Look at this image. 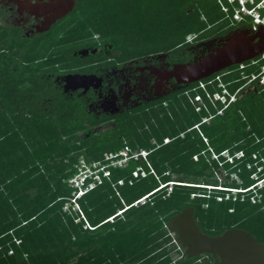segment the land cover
Listing matches in <instances>:
<instances>
[{"label": "trees", "instance_id": "obj_1", "mask_svg": "<svg viewBox=\"0 0 264 264\" xmlns=\"http://www.w3.org/2000/svg\"><path fill=\"white\" fill-rule=\"evenodd\" d=\"M259 1L246 0L249 12L240 0H76L49 29L30 35L0 19V264H213L208 253L176 256L182 249L168 222L188 205L206 233L240 227L264 242V89L252 86L257 80L223 113L202 88L210 110L196 109L195 81L102 117L55 80L159 52L190 61L194 42L256 25L252 11L264 16ZM99 47L111 52L92 51ZM255 59L202 80L211 92L222 90L219 81L233 92L260 71L264 57ZM126 145L148 153L108 164L76 208L67 177L81 158L109 162L108 153Z\"/></svg>", "mask_w": 264, "mask_h": 264}, {"label": "water", "instance_id": "obj_2", "mask_svg": "<svg viewBox=\"0 0 264 264\" xmlns=\"http://www.w3.org/2000/svg\"><path fill=\"white\" fill-rule=\"evenodd\" d=\"M23 2L31 3L29 9ZM18 3L31 14L44 18L32 30L40 32L49 29L54 22L70 12L76 0H20ZM217 40L219 44L214 49L196 60L175 63L171 69L163 71V76L174 77L184 85L206 78L232 64L258 57L264 52V24L261 23L257 29H237L218 39L213 37L209 43L213 44ZM81 51L87 52L89 49ZM164 53L156 55L163 56ZM65 76L80 78L83 75L69 72ZM168 224L177 230L186 256L208 253L213 257V264H264V242L259 241L251 231L230 227L220 234L206 233L198 224L192 205L176 212Z\"/></svg>", "mask_w": 264, "mask_h": 264}, {"label": "flooded vegetation", "instance_id": "obj_3", "mask_svg": "<svg viewBox=\"0 0 264 264\" xmlns=\"http://www.w3.org/2000/svg\"><path fill=\"white\" fill-rule=\"evenodd\" d=\"M19 1L0 0V7L5 11L0 16L1 22L22 26L26 35L39 32L32 30L35 29L36 25L42 23L44 18L31 14L28 9L20 6ZM243 28H253V26L246 25L237 29ZM225 35L227 34H222L218 37L220 38ZM202 41L199 40L194 43H200ZM218 44V40L213 42V44H209L210 47L207 49V52L214 49ZM103 50L111 52L108 48L104 49L102 47L94 48L92 51L103 52ZM151 56V54H148L141 58H135L122 65H98L92 69L87 68L82 71H72L73 73L83 75L80 78L66 77L65 75L69 72L57 74L55 75V80L69 95L81 97L88 111L94 113L96 117L115 115L127 108L166 95L182 86L174 77H165L162 74L165 69H171L178 62L170 61L168 55ZM114 66L118 68L116 72H112L111 70ZM116 94H118L119 98L129 96L134 103L121 109L117 107L114 110L112 107H116V104L110 103L109 100L111 99L109 98H112ZM112 124H114L113 119L108 122L98 123L92 126L91 129H105V126L107 128ZM9 252L11 251L9 250Z\"/></svg>", "mask_w": 264, "mask_h": 264}, {"label": "built area", "instance_id": "obj_4", "mask_svg": "<svg viewBox=\"0 0 264 264\" xmlns=\"http://www.w3.org/2000/svg\"><path fill=\"white\" fill-rule=\"evenodd\" d=\"M242 3V7L246 11H250L245 5L246 0H240ZM255 14V21L257 24H264V16H260L258 13ZM259 56L264 57V52H262ZM253 60L256 61L255 58ZM241 66H243V62L241 63ZM257 80V83H254L252 86H255L256 88L264 89V64H262L261 69L259 72H253L251 76L248 78L247 82L243 85H240L237 87L233 92L230 91V89L227 87V85L223 81H219L218 85L222 87V90H215L211 92L207 87V82L204 80H198L199 84L193 86L191 89L197 90V92L194 94V100L196 101V109L201 110L202 108H205L207 110H210L209 105L207 101L205 100V97L201 91L198 90V88H202L205 92L207 97L211 100V102L217 107L216 113H223V110L233 101L237 99L238 93L242 90V88L249 82H254ZM217 100L221 101L223 103L222 106H218ZM214 114L205 115L203 117V121H208ZM148 153V150L141 149L139 151L130 153V147L128 145L124 146L121 150L118 152H110L107 155V158L110 159L109 162H103L101 160H94L91 163H88L84 158H81V162L79 165V170L74 173L73 175H70L67 177L68 183L73 186L75 189L73 191L74 197L71 198V200L74 202L75 207H78V204L75 202L76 197L83 194L86 190L94 187L97 182L101 181V174L100 171L103 170L104 174H108L109 171L107 169V165L110 163L113 164H124L126 160L130 156L134 157H145ZM242 152L240 151L238 154L240 155ZM118 155H121V157H116ZM136 173V171H135ZM88 178L90 180L88 181ZM264 182V178L259 181V184H262ZM70 202H66L64 205V209H69ZM17 242H20L21 239H16ZM12 251V250H10Z\"/></svg>", "mask_w": 264, "mask_h": 264}, {"label": "rangeland", "instance_id": "obj_5", "mask_svg": "<svg viewBox=\"0 0 264 264\" xmlns=\"http://www.w3.org/2000/svg\"><path fill=\"white\" fill-rule=\"evenodd\" d=\"M241 9L246 11L243 7H241ZM234 17L237 19L241 18V13L236 12ZM259 26H260V24L256 23V25H253V29H257V28H259ZM237 28H240V27L229 28L225 34H229L230 32H232L233 30H235ZM193 36H194L193 34L189 35L188 39H191ZM210 41H211V39H207V40H203L200 43H193V44L189 45L187 48H188L190 54H192V59L190 61L196 60L199 57H202L203 55H205V53H207V49L210 47V45H209ZM167 55H168V52L164 53V56H167ZM154 56H155V54H152L151 57H154ZM111 70H112V72H116L118 70V68H116V66H114ZM109 99H111V100H109L110 103L116 104V107L115 106L112 107V108H114V110H116L117 107H119V109H121L122 107L130 106L132 103H134V101L131 100L129 96L119 98L118 94H116L115 96H113L112 98H109ZM121 101H124V102H121ZM108 105H110V104H108ZM104 128H106V126ZM95 129L98 130L97 128H95ZM168 227L170 228L171 233L174 236L173 240L177 244V247L182 249V252L176 253V256H180V255L186 256L184 254V247H182V244L179 241L177 230L175 228L171 227L169 224H168Z\"/></svg>", "mask_w": 264, "mask_h": 264}, {"label": "clouds", "instance_id": "obj_6", "mask_svg": "<svg viewBox=\"0 0 264 264\" xmlns=\"http://www.w3.org/2000/svg\"><path fill=\"white\" fill-rule=\"evenodd\" d=\"M260 5H262V6L264 5V0H260V1H259V4L257 5V7H259ZM250 11H251V10H250ZM250 11H249V12H250ZM252 12H253V13L256 12V13L259 14V12L257 11V9H254ZM254 16H255V15H254Z\"/></svg>", "mask_w": 264, "mask_h": 264}, {"label": "bare ground", "instance_id": "obj_7", "mask_svg": "<svg viewBox=\"0 0 264 264\" xmlns=\"http://www.w3.org/2000/svg\"><path fill=\"white\" fill-rule=\"evenodd\" d=\"M23 4H24V6L26 7V8H28L29 9V6H30V4L31 3H28V2H23ZM48 16V15H47Z\"/></svg>", "mask_w": 264, "mask_h": 264}]
</instances>
